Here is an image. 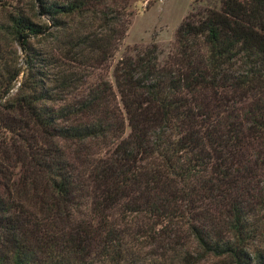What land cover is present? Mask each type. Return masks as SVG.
<instances>
[{
	"label": "trees",
	"instance_id": "trees-1",
	"mask_svg": "<svg viewBox=\"0 0 264 264\" xmlns=\"http://www.w3.org/2000/svg\"><path fill=\"white\" fill-rule=\"evenodd\" d=\"M127 3L2 16L0 264H264V0L186 16L110 81ZM26 35L47 43L19 66Z\"/></svg>",
	"mask_w": 264,
	"mask_h": 264
},
{
	"label": "rangeland",
	"instance_id": "rangeland-1",
	"mask_svg": "<svg viewBox=\"0 0 264 264\" xmlns=\"http://www.w3.org/2000/svg\"><path fill=\"white\" fill-rule=\"evenodd\" d=\"M33 0H0V22L6 12H15L22 10L28 14L32 13ZM220 0H128L127 9L121 16L126 22V30L123 38L120 40L112 57L104 66L102 74H106L108 80H112V66L118 58L126 54H135L152 44L157 46V58L160 63L167 61V56L173 51L174 33L181 21L188 15L199 16L206 8L217 7ZM35 22H42L30 16ZM3 22V21H2ZM23 40H27L34 46L39 43H47L38 37L32 35L10 37L2 41V47L8 55L17 58V64L22 65L19 45ZM95 72V78L97 76ZM94 76L86 78V84L94 80ZM128 131L125 128L124 134ZM169 242L168 253L173 256L175 245ZM177 264V260L175 261ZM202 264H209L204 262Z\"/></svg>",
	"mask_w": 264,
	"mask_h": 264
},
{
	"label": "water",
	"instance_id": "water-1",
	"mask_svg": "<svg viewBox=\"0 0 264 264\" xmlns=\"http://www.w3.org/2000/svg\"><path fill=\"white\" fill-rule=\"evenodd\" d=\"M19 48H20V45H19Z\"/></svg>",
	"mask_w": 264,
	"mask_h": 264
}]
</instances>
